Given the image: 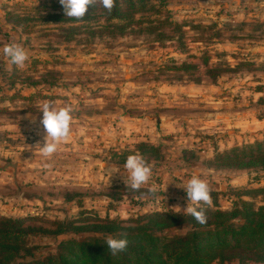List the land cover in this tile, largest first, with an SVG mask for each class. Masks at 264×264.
Wrapping results in <instances>:
<instances>
[{"label": "rangeland", "instance_id": "obj_1", "mask_svg": "<svg viewBox=\"0 0 264 264\" xmlns=\"http://www.w3.org/2000/svg\"><path fill=\"white\" fill-rule=\"evenodd\" d=\"M168 2L173 20L213 25L190 28L211 42L209 56L199 54L204 45L196 37L193 43V32H171L174 43L163 32L147 54L140 39L131 44L130 36L99 28L107 25L102 16H64L58 0H25L0 12V49L16 42L29 56L17 68L0 52V217L42 229L31 239L37 257L54 254L64 240L100 237L91 228L101 222L188 215L183 188L196 173L211 189V206L201 207L230 211L240 200L264 206V192H254L264 188V166L221 159L264 142V0ZM169 44L176 52L164 49ZM185 44L189 50L178 52ZM204 56L223 68L215 82L166 69ZM44 101L73 109L72 135L51 157L36 146ZM136 153L152 169L139 191L123 180L126 158ZM112 164L121 174L109 178Z\"/></svg>", "mask_w": 264, "mask_h": 264}, {"label": "trees", "instance_id": "obj_2", "mask_svg": "<svg viewBox=\"0 0 264 264\" xmlns=\"http://www.w3.org/2000/svg\"><path fill=\"white\" fill-rule=\"evenodd\" d=\"M152 11H155L153 0H115L111 12L97 0L88 12L105 19L107 25L99 28L124 35L134 24L146 22L150 28L159 27L153 26L150 17H135ZM173 31L179 36L183 34L179 29ZM161 40L162 35H157L153 41ZM187 59L197 57L190 55ZM197 61H185L166 69L184 72L196 83L215 82L223 73L222 67L210 66V58L206 56ZM221 159L242 166H264V142L234 149ZM260 191L264 192V188L254 192ZM203 208L207 216L205 224L198 223L189 214L175 212H152L136 219L101 222L91 228L100 237L61 241L57 252L43 257H37L31 240L41 228L25 226L26 219L0 217V264H226L232 261L264 264V206L255 209L251 203L240 200L230 211L219 206ZM127 223L135 225L124 226ZM109 235L126 237L127 250L112 255L105 243Z\"/></svg>", "mask_w": 264, "mask_h": 264}, {"label": "clouds", "instance_id": "obj_3", "mask_svg": "<svg viewBox=\"0 0 264 264\" xmlns=\"http://www.w3.org/2000/svg\"><path fill=\"white\" fill-rule=\"evenodd\" d=\"M99 2L109 12L115 7V0H99ZM58 3L64 16L82 20L88 13L89 8H92L97 3V0H58ZM0 52L9 58L10 63L17 68H23L29 59L25 48L16 42L6 44L0 49ZM40 107L42 116L39 118V125L43 129V137L42 142L38 141L36 146H39L40 152L44 157H51L57 152L59 144L69 139L72 135L73 109L71 105L56 107L50 101H44ZM32 123H36V116L32 117ZM123 168L126 170L124 171L126 176H123L124 184L133 191H139L144 185L148 184L152 177V169L140 153L128 155ZM115 174H121V169L119 166L112 164L108 168L107 176L110 178ZM183 189L187 197V206L183 208L184 212L191 215L198 223L205 224L207 216L201 204L208 206L212 204L209 184L206 180L200 178L199 173H196ZM150 191L155 192V187L151 188ZM174 208L181 207L176 206ZM105 243L111 254L115 256L127 250L129 241L126 237L114 238L109 235Z\"/></svg>", "mask_w": 264, "mask_h": 264}, {"label": "crops", "instance_id": "obj_4", "mask_svg": "<svg viewBox=\"0 0 264 264\" xmlns=\"http://www.w3.org/2000/svg\"><path fill=\"white\" fill-rule=\"evenodd\" d=\"M23 1H25V0H0V12L4 13L3 9H6L8 6H11L13 4L21 3ZM27 1H30V0H27ZM153 4L155 6V11L139 14V16L150 17L151 21L153 22V26L159 25V27H157V28L151 27L150 28L146 22L140 23V24H134L131 27V29L123 35V37L124 36H130V38L133 39L131 44H133L134 42L135 43L138 42L139 39L141 40V42L143 41L141 48L144 49V51H146L148 54L151 51H156V49H155V48H157V47H155L156 43H154L155 41H153V40H154V38L156 39L157 35H159V36L163 35V32L168 33L170 38H174V40H176L175 37H177V36H175V34L171 33V32H174L173 30H177V29L181 30L184 36H186L187 32L188 33L193 32V35H192L193 39L192 40L194 41V38L196 37L195 39L196 40L198 39L197 42H199V43L201 42V44L204 45L202 48H200L201 50L199 51V54L202 55V54L206 53L207 56H209L208 55L209 53L206 52V49H207L206 45L210 44L211 42H208L206 44L202 43L201 33L199 34L197 31H191V29H190V28H193V30H194V28L196 26L202 27V28H206V27L211 28V26H205L203 24L206 21L205 19H203V18L190 19L188 16L181 21H176V20L172 19L171 11L168 10V7H169L168 0H153ZM188 12L191 13L193 11H188ZM160 24H165V25L160 26ZM214 25H216V24H214ZM185 29H188V31H186ZM211 29H214L213 25H212ZM115 36H117V35H115ZM162 38H163V36H162ZM203 38L205 39L204 34H203ZM213 38L211 39V41L213 40ZM144 39H146L145 42H144ZM169 42L174 43L175 41L173 42L171 40V41H168L167 43H169ZM195 42L196 41H194L193 43H195ZM145 43L146 44L152 43V45H149L150 47L148 48V45H145ZM131 47H135V46L132 45ZM144 47H146L147 49H145ZM183 47H185L184 50H181V51L178 50V52L186 53V50L187 51L189 50L187 44H185V46H183ZM161 48H163V47H161ZM169 48H172L173 51L175 50V52H176L177 47L174 44H169L168 47L164 46L165 50L169 49ZM135 54L136 53H132L131 57H134ZM147 54H145V55H147ZM171 62L174 63V61H172V59H171ZM158 68L160 70L162 68V66H159ZM232 264H238V263H232ZM249 264H253V263H249Z\"/></svg>", "mask_w": 264, "mask_h": 264}]
</instances>
